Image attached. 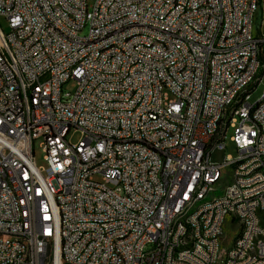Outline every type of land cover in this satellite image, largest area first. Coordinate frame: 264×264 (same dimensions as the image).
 <instances>
[{
  "label": "built area",
  "instance_id": "2783aa9c",
  "mask_svg": "<svg viewBox=\"0 0 264 264\" xmlns=\"http://www.w3.org/2000/svg\"><path fill=\"white\" fill-rule=\"evenodd\" d=\"M0 17V264H264V0H0ZM230 130L246 166L210 161ZM218 165L237 185L177 224Z\"/></svg>",
  "mask_w": 264,
  "mask_h": 264
},
{
  "label": "bare ground",
  "instance_id": "6f19581e",
  "mask_svg": "<svg viewBox=\"0 0 264 264\" xmlns=\"http://www.w3.org/2000/svg\"><path fill=\"white\" fill-rule=\"evenodd\" d=\"M86 34L80 36L76 33V41H85ZM124 42H133V35H124ZM261 42H264V32H261ZM257 56H264V49H257ZM167 75H174V67H167ZM12 78H19V70H12ZM19 100H26L25 90H18ZM183 126H176L173 130L174 138H182ZM106 147H113V140H106ZM247 165V158H236L235 167H243ZM228 165H218L217 175L210 177L209 186H214V189H207L206 193H201L198 196H191L188 204V211L180 213L177 217V224H186L193 222L197 217H201L204 207L211 205L214 202L215 196L217 200H224V193H228L232 186L237 185V178H225L221 181V172ZM257 173H264V166H257ZM2 184H11L10 175H2ZM217 187L221 194H216ZM48 207H56V200H48ZM234 238L232 242H241L243 240V230L233 229ZM195 234H200V226H193L187 228V238H195ZM54 236H61V228H54ZM22 257L30 256V239H21ZM191 253V246L179 245L177 246V254Z\"/></svg>",
  "mask_w": 264,
  "mask_h": 264
},
{
  "label": "rangeland",
  "instance_id": "374dc122",
  "mask_svg": "<svg viewBox=\"0 0 264 264\" xmlns=\"http://www.w3.org/2000/svg\"><path fill=\"white\" fill-rule=\"evenodd\" d=\"M94 0H87V4L89 7L92 6ZM0 30L4 33H6L8 31V26H7V22L0 17ZM87 30H83L81 33H80V36H84L86 34ZM260 78L259 79V82L256 86H254L252 88V91H251V94H250V97H249V103L251 105L255 104L256 102H258L261 98H262V95H264V74L262 75H258L257 78ZM76 88V84L74 81L70 80L68 81L67 83H65L63 86H62V91L63 93H73L74 90ZM227 139H226V142H225V150L223 151H213L211 156H210V161L212 163H216V164H221L223 163L224 161V158L226 157H230V158H235L236 157V153H235V150H234V147L230 144V142L228 141V138L231 136L232 134V130H230L228 133H227ZM69 142L71 144H75L78 139H79V134L77 132H74L73 130L69 132L68 136H67ZM34 159H35V163L38 167H44V162H43V153L39 147V141H36L34 143ZM236 159V158H235ZM228 173V168H224L221 172V178L220 180L221 181H224L225 180V174ZM221 194L220 192V189L217 187V191H216V194ZM224 235L226 237V240H230V243L231 244V240H233L234 238V231L232 229V226H231V223L229 221V219L226 221L225 223V226H224ZM224 247L227 248L226 245H224Z\"/></svg>",
  "mask_w": 264,
  "mask_h": 264
}]
</instances>
